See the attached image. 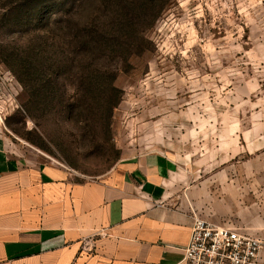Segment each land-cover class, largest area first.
<instances>
[{
    "label": "rangeland",
    "instance_id": "obj_1",
    "mask_svg": "<svg viewBox=\"0 0 264 264\" xmlns=\"http://www.w3.org/2000/svg\"><path fill=\"white\" fill-rule=\"evenodd\" d=\"M16 2L0 0V127L19 150L87 179L104 177L122 156L162 151L192 177L195 214L264 240V0H168L149 49L117 76L124 96L111 137L98 126L95 142L68 111L45 107L41 96L31 102L19 63L39 26L4 22ZM92 2L85 13L101 18Z\"/></svg>",
    "mask_w": 264,
    "mask_h": 264
},
{
    "label": "crops",
    "instance_id": "obj_2",
    "mask_svg": "<svg viewBox=\"0 0 264 264\" xmlns=\"http://www.w3.org/2000/svg\"><path fill=\"white\" fill-rule=\"evenodd\" d=\"M177 160L151 150L78 178L0 127V264H182L195 213Z\"/></svg>",
    "mask_w": 264,
    "mask_h": 264
},
{
    "label": "trees",
    "instance_id": "obj_3",
    "mask_svg": "<svg viewBox=\"0 0 264 264\" xmlns=\"http://www.w3.org/2000/svg\"><path fill=\"white\" fill-rule=\"evenodd\" d=\"M87 1L18 0L2 18L36 20L39 26L37 39L24 46L19 63V78L30 86L31 102L41 96L45 107L55 103L68 111L70 120L84 123L82 136L95 142L99 127L111 137L112 116L124 96L115 84L117 76L132 69V56L149 49V31L168 0H93L90 6L105 11L101 18L85 13Z\"/></svg>",
    "mask_w": 264,
    "mask_h": 264
},
{
    "label": "built area",
    "instance_id": "obj_4",
    "mask_svg": "<svg viewBox=\"0 0 264 264\" xmlns=\"http://www.w3.org/2000/svg\"><path fill=\"white\" fill-rule=\"evenodd\" d=\"M263 247V239L241 226L217 224L194 214L182 264H259Z\"/></svg>",
    "mask_w": 264,
    "mask_h": 264
}]
</instances>
